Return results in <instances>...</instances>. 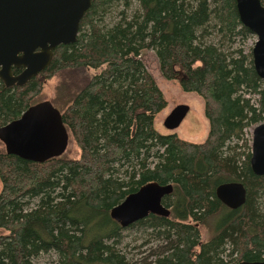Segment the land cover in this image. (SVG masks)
I'll list each match as a JSON object with an SVG mask.
<instances>
[{
  "label": "trees",
  "instance_id": "obj_1",
  "mask_svg": "<svg viewBox=\"0 0 264 264\" xmlns=\"http://www.w3.org/2000/svg\"><path fill=\"white\" fill-rule=\"evenodd\" d=\"M250 34L235 0H91L76 40L58 45L46 68L22 86L0 80L2 126L35 103L37 76L66 72L60 113L79 149L42 163L0 149V264H34L51 253V264H138L119 247L136 226L165 242L142 264L264 260V176L250 169L246 133L264 122L263 82L243 49ZM144 50L165 79L180 73L181 89L203 100L202 142L155 129L166 101ZM149 181L172 184L162 198L169 216L121 227L110 209ZM228 181L246 189L235 209L215 196Z\"/></svg>",
  "mask_w": 264,
  "mask_h": 264
},
{
  "label": "water",
  "instance_id": "obj_2",
  "mask_svg": "<svg viewBox=\"0 0 264 264\" xmlns=\"http://www.w3.org/2000/svg\"><path fill=\"white\" fill-rule=\"evenodd\" d=\"M90 5L91 0H0V80L4 85H24L49 65L58 45L74 42ZM235 7L241 24L255 36L250 54L255 73L263 82L264 104V6L260 0H235ZM14 68L22 70L14 75ZM188 110L187 104L176 105L163 126L176 129ZM0 141L6 153L42 163L65 152L69 134L59 109L49 100H41L0 126ZM249 166L254 174L264 176V122L251 130ZM171 191V183L149 181L113 206L110 216L121 227L149 214L167 217L170 210L162 198ZM215 196L235 209L244 203L246 189L239 181L223 182L216 186ZM237 264H264V260Z\"/></svg>",
  "mask_w": 264,
  "mask_h": 264
},
{
  "label": "rangeland",
  "instance_id": "obj_3",
  "mask_svg": "<svg viewBox=\"0 0 264 264\" xmlns=\"http://www.w3.org/2000/svg\"><path fill=\"white\" fill-rule=\"evenodd\" d=\"M218 40L217 37H213ZM215 40V41H216ZM255 41V36L250 34L243 44L244 51L250 52L251 47ZM141 59L147 69V71L153 76L155 83L161 90L163 97L166 101V106L155 116L154 127L163 134L176 133L178 137L189 142H202L208 131V122L203 114V100L196 93L184 92L177 78H180L181 74H177L176 78L167 80L165 79L159 70L158 61L156 55L152 50H144L141 54ZM76 74H73L74 78ZM66 77L70 76L65 72H57L56 74L46 78L45 74L37 76L41 82V87L36 96L31 99V102H38L41 100H50L55 106H57L62 112L63 106L67 100V95L64 91L63 81ZM178 104H187L189 110L181 121L180 125L174 130H168L163 126V120L168 115L173 107ZM254 125L246 129V133L251 138V130ZM0 149L4 150V145L0 141ZM79 149L76 143L71 139L69 135V141L64 155L68 157H75L78 155ZM1 188V183H0ZM260 207L264 211V194L260 199ZM202 228L203 239L208 238L210 231ZM150 228L143 226L131 227L123 231L122 243L119 246L127 255L131 261H135L138 264L149 262L154 259L155 253L159 252V248L165 243L160 238L157 239L151 232ZM208 231V232H207ZM5 233L0 228V234ZM145 260V261H144ZM55 261L53 254H42L37 258L34 264H51ZM236 263V262H235Z\"/></svg>",
  "mask_w": 264,
  "mask_h": 264
},
{
  "label": "flooded vegetation",
  "instance_id": "obj_4",
  "mask_svg": "<svg viewBox=\"0 0 264 264\" xmlns=\"http://www.w3.org/2000/svg\"><path fill=\"white\" fill-rule=\"evenodd\" d=\"M21 70H22V68H19L18 73H19ZM18 73H16V72L14 73V69H13V74H14V75H16V74H18ZM35 76H36V75H35ZM49 101H50V100H49ZM50 102H51V101H50ZM35 103H36V102H35ZM53 105H54V104H53ZM54 106H55V105H54Z\"/></svg>",
  "mask_w": 264,
  "mask_h": 264
}]
</instances>
